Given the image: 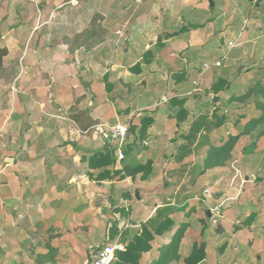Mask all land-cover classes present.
I'll return each instance as SVG.
<instances>
[{
	"label": "crops",
	"instance_id": "obj_1",
	"mask_svg": "<svg viewBox=\"0 0 264 264\" xmlns=\"http://www.w3.org/2000/svg\"><path fill=\"white\" fill-rule=\"evenodd\" d=\"M10 1L17 4L21 0ZM24 1H26L25 11L15 9L16 18L20 16L19 12L23 13V20L28 23L24 32L20 25L21 17L15 23L18 27L17 34L24 33V39L21 41L14 34L13 46L8 47L9 58L6 64L9 67L8 79L11 84L17 85L18 92H12L14 108L11 111L13 112L8 114L6 122L3 118L0 126L1 129L7 124L9 130L6 167H10L9 170L0 168V187L6 183H11L10 185L17 189L23 187L28 194L27 199H30V195L34 192L47 193L48 188L52 187L58 191L59 196L57 195L53 200L50 199L49 203L62 207H64L62 204L68 201L61 196L63 193H69V203L78 202L77 199L81 197L88 223L91 222L94 225L88 232L89 242H113L118 240V236L116 239H110L106 235L101 240H97V235H101V231L98 230L101 225L94 215L97 213L104 217L108 224L114 222L120 231L125 228L133 230L134 227L139 226V223L144 222L155 210V195L165 190L156 188L154 165L159 155H155V146L184 143L183 134H179L183 133L186 127L187 131L184 134L187 133L192 121L214 111L215 106L209 108L211 105L208 99L209 95L213 99L214 94L208 93L205 89L215 82V75L204 76L196 84L193 80L195 87L188 89L189 74L182 75L175 81L172 74L177 67L182 66L194 56H203L207 40L215 36L214 32H217L219 36L234 35V38H230L228 42L236 41L235 47L240 44L243 49H255L257 45H260L259 48H264V0H219L220 2L213 0L212 6L217 9L212 13L213 19L208 10L211 5L205 2L206 0H119L117 3L116 0L113 1L116 5L107 11L96 9L95 12L101 14H98L101 17V24L97 25L96 31L93 30L94 35L86 39L88 36L86 34L85 37L80 38L85 40L78 42V45L74 47H72V39L87 28L91 18H95L97 14L91 15L93 11L81 14L71 26V31L64 35L61 28H48L49 21L62 14L63 4L66 2L76 4L78 0H43L47 9L41 6L39 0ZM17 5L21 9V5ZM34 8L36 18L31 17ZM238 18L243 20L242 27L236 24ZM43 27L48 29L43 31L44 35H41L40 40L32 43L31 37ZM205 28L210 29L206 34H210L211 30L214 32L205 37L203 32ZM213 47L216 48V45L214 44ZM241 60L242 58L238 56L234 60L222 61L216 69L227 72L236 65L239 69ZM205 62L209 61L204 60L203 64ZM181 69L186 72L187 66L177 70ZM237 69L233 75L234 83L242 85L244 91L245 84L236 80L243 71ZM203 71L204 69L201 68L199 74L207 72ZM231 90L227 87L225 91L221 90L218 93L220 97L215 102L216 106L218 104L223 106L221 97L235 93ZM78 96H82L77 105L78 109H86L89 116L96 122L88 133H81L78 126L68 117V108ZM173 100H179V102ZM225 101L231 108L238 106L240 109L246 108L249 111L244 104L228 103L227 99ZM180 106L186 110V115L182 119L177 118ZM230 115L233 116H228L227 119L237 118V112ZM145 116L150 117L151 123L142 135L139 128ZM23 117L25 121L22 120ZM242 120L244 118H240L238 123H229V127L232 129L233 126L236 129ZM116 123H124L129 128L126 145L129 151L125 153V158L121 162L115 161L109 168L111 174L113 170H121L123 176L119 177L120 173H115L112 178L97 181L95 177L99 169H90L83 158L87 159L93 151L111 145L102 138L100 130L105 129L104 124ZM223 126L216 128L215 134L219 132L218 129L223 130ZM21 129L24 148L18 152L17 136H21ZM262 131L264 132V129L258 131L255 139ZM144 143L150 145V148L139 149L138 145L144 146ZM47 156L50 157L47 158ZM160 157L163 159V155ZM21 161L28 162L30 169L26 166V169L11 170V167L21 165ZM232 162V160L229 162L231 167ZM125 165H129L130 168L139 165H149V167L127 173L123 169ZM233 167L237 169L238 174L228 167V163L221 167L207 169L196 177L194 186L210 185L214 191L222 189L223 193L215 194L217 199L212 201L209 198L205 201L212 204L225 202V207L230 210L228 215L231 214L241 221L249 214L245 212L246 209L241 211L238 207L244 192L239 194L229 189L233 192L228 194L226 189L228 185L239 186L240 175H244V182L249 180V175L244 173L243 166L238 162H235ZM22 170H25L24 174L20 173ZM91 173L92 176H90ZM4 176L11 178L12 182H5ZM65 176L68 177L67 180H64ZM63 183H66V186ZM136 191L140 199L136 198ZM73 198L76 200H72ZM188 199L182 206L176 205V202L172 203L176 207H181L180 210L185 209L186 216L200 203L197 201L188 204L186 202ZM160 203H156V206ZM130 212L131 214H128ZM254 212H257V215L248 226L253 231L252 234L264 238V227L260 229L261 226H259L260 224L264 226L263 210L256 208ZM86 216L81 219H85ZM65 219L63 217L37 218L36 220L29 218L25 223L31 226L35 223L39 224L41 226L38 228L39 233L46 237L37 234L38 238L21 251L18 240L11 237L14 236L13 234L10 235L8 238L13 241L11 245L15 244L22 252L20 255L15 252L16 258L13 264H74V262L86 264L90 257L85 259L80 257L82 262L80 263L79 252H75L72 245H69L72 249L71 256L67 259L63 257L56 243L64 236L57 234L58 231L51 230L50 232H55L52 237L53 233L50 236L43 233L45 231L42 228L43 225L66 224ZM186 221L189 225L179 246L182 262L172 261L169 264H184V259L191 254L194 246L200 244H204L205 253L200 262H204L207 258L206 242L201 240V236L200 238L194 236L193 240L190 238L191 228L196 226L195 219L189 218ZM127 222L130 228L127 227ZM132 222H135V225H132ZM198 232L202 234L201 226ZM170 234L169 232L159 241L168 239ZM159 241L152 242V248L142 254L139 264L151 263L158 254ZM121 243L125 245L124 242ZM49 245L55 248L53 252L50 251L54 261L43 259V256L49 254L47 253Z\"/></svg>",
	"mask_w": 264,
	"mask_h": 264
},
{
	"label": "rangeland",
	"instance_id": "obj_2",
	"mask_svg": "<svg viewBox=\"0 0 264 264\" xmlns=\"http://www.w3.org/2000/svg\"><path fill=\"white\" fill-rule=\"evenodd\" d=\"M113 1L115 2L116 0H78L76 4L66 2L61 6L62 14H60V16L57 18L51 19L49 21L48 28H52V29L61 28V32H63L64 35H67L69 31H71V26L75 24V22L77 21V19H79V16L81 14L93 11L94 13H92L91 15L97 14L94 18L96 19L95 20L96 22L95 31H96L97 25L101 24V17H99V15L101 14L95 12L96 9L97 10L104 9L105 11H107L110 7L116 5V3L119 0H117L115 4ZM212 1L213 0H211V2ZM217 1L220 2L219 0ZM20 2H18L17 4L21 5V9L14 1L0 0V46H6L7 48V55L3 58V66L0 69V126L1 123L3 122V118L6 119L5 120L6 122L8 114L10 112H13L11 111L12 108H14L13 100L11 99L12 92L13 91L16 93L18 92L17 85L14 86V83L11 84V82L8 79L9 67L6 64L8 60L7 58H9L8 47L13 46L14 40L12 37L14 36V34L16 35L17 39H20L21 41L22 39H24L23 38L24 33L17 34L16 32L18 27L17 25H15V23L18 21L19 17H21L20 25H22L21 27L22 31L24 32L28 27V23L24 22L23 20V16H22L23 13L21 14L19 12L20 16H18L17 18L15 15L17 14V12L15 13L16 8L19 11H25L26 7L24 3H26V1L21 0ZM39 2L44 9H47L45 8L46 5L45 2L43 3V0H39ZM205 2L211 5L210 0H206ZM31 3L34 6V3L32 1ZM208 10L210 12L211 19H213L214 16H212L213 15L212 13L216 12L217 9L211 5L209 6ZM58 12H60V10ZM31 17L36 18L35 8L31 13ZM242 21L243 20L240 18L237 19L236 24H238V27L239 26L242 27ZM185 23L187 24L188 22L185 20ZM48 28L43 27L40 28L37 32H35L34 35L31 37L32 43H36L38 40H40L41 35H44L43 31ZM209 30L210 29L208 28L203 29V32L205 33L204 34L205 37L210 36L211 33L214 32L213 30H211L210 34H206L207 32H209ZM214 35H215L214 37L211 36L208 38L207 40L208 43L204 47L203 56H198V57L194 56L195 58L194 57L191 58L190 55L189 58L191 59L188 62H185L182 64V66L177 67V69H180L187 66L186 72L183 69L179 71L176 68L175 69L177 71L173 69V71L175 70L174 73L172 74L174 81L181 78L182 75L187 76V74H189L187 87L188 89H190L192 87H195L194 83H192L193 80L196 81L195 82L196 84L204 76H208L211 74V76L215 75L214 76L215 80H217L220 77L228 80V85L226 86L225 90L228 87L232 89L231 90L232 92L241 93L244 87L242 85L234 83L235 77L233 76L235 75L238 65H236L235 68L233 69L232 68L229 69L227 72H223L222 70L220 72L216 69L217 67L211 66L208 69L204 70L207 71L206 73L199 74L200 69L201 68L202 70L204 69L202 65L204 60L209 61L207 63H211L216 59H220L221 61L225 62V61L237 59L238 56L242 58V60L240 61L241 65H239V69H242L243 71L239 75V77L236 78V80L239 83H243L247 87V85L253 84L258 79L264 80V48H259L260 45H257L255 49H250V48L243 49L242 45L239 44L238 46L236 47L234 46L233 48L231 47L230 49L228 47V40L232 37L234 38V35L228 36L222 34L219 36L217 32H214ZM88 38H90V36L87 37L86 39ZM83 40H85V38L81 39V41ZM73 41L74 39H72V42ZM214 44L216 45V48L215 47L212 48ZM10 57L12 56L10 55ZM212 84L213 83H211V85ZM211 85L207 87L205 90L208 91V93L213 94V92L210 89ZM209 96L211 98V95ZM210 98H208L209 104L211 105L209 108H212L213 106L219 107V109H217V112L219 114L225 112L226 115L229 114L228 116H233L230 115V113L241 111L240 107L238 106L234 107L235 108L234 109L226 104L225 100L228 98V95H223L221 97L223 99L222 101L223 106H221L220 104L216 106L215 101H213L212 98L211 99ZM247 107L249 110L250 108L253 107V105L250 104V106L247 105ZM225 109L227 111H225ZM13 119L14 118H12V120ZM235 119L236 117H232V118L229 117V119L226 118L225 119L226 121L223 124L225 125V127L222 125L224 127L223 130L218 129L219 132L215 134V130H216L215 128L211 132L210 136H208V139H210V141H214L215 144H218L221 138L226 137L228 133H233V131H235V128L231 125L232 126L231 129V127H229L230 126L229 123L232 124ZM22 120L25 121L24 117ZM5 125H6L5 127H1L0 129V168H6L9 170L10 167H6V164L8 163V160L6 159L8 157L7 153H9L7 147V143L9 142L8 141L9 130L7 129L8 128L7 124ZM186 129L183 131V133H180L179 135L184 134V132L187 131ZM262 129H264V124L258 126L254 130V132H252L250 135L242 136L238 140L232 153L233 165L235 162L241 164L245 170L244 173L249 175L248 178L249 181L246 182H251V183L248 184L246 182H243L244 175L242 174L240 175V177H238L240 184L239 186L234 184V186L231 187L230 185H228V189H226L228 191L227 192L228 194H231L233 191L234 193H239V194L244 192L243 197H245V199L241 197V199L239 200L240 202H238L239 204L238 207L241 211L242 209H246L245 212L249 214L254 212L256 208L262 209L263 210L262 214H264V134H259L257 139H255L258 131ZM10 130H12L11 126H10ZM20 135L21 136H17V146L19 148L17 150L18 152L21 151V149L23 150L24 148L23 145L24 140L22 139L23 136L22 129L20 130ZM184 140L185 142L181 144H185L187 142L186 139ZM109 144H111L110 148L114 149L115 145L112 143ZM179 145L180 144L178 145L164 144V145L155 146V155H159L158 160H155V165H154L155 181H157L156 188L165 189L163 193H159L155 195V207L157 205L156 203L158 202L160 203L164 199L170 200L174 204L176 202V205H180V206L183 205V202L187 198H189L186 201L188 204L189 203L193 204V202H197V201L200 202L198 207L193 212L189 211L188 216H186L187 213L185 209L179 210L177 212L175 211L173 216L176 222L180 220L186 221V219L189 218L195 219L196 226H194L193 229L191 228L190 238L191 240H193L192 238L194 236H197V238H200L201 236V240L206 242V250H207L206 260L204 262L199 261L200 263L198 262L196 264H264V246H262V244L264 243V238L257 234L256 235L252 234L253 231L251 230L250 226H248L249 220L248 221L246 220L247 216L245 219H242L244 221L243 222L242 220L238 221L231 214H230L231 216L228 215V212L230 210L229 208L225 207L224 205L225 202L221 206V210H220L221 216L219 217L211 216V215L209 217L207 216L206 210H209L208 207L216 203L213 204L208 203L205 200H208L209 198L212 201L214 199H217L215 194L217 192L223 193V190L215 189L214 191L210 185L203 187L201 186V184H198L194 186L195 179L197 177L196 175L194 176V182H192L193 174L195 170L193 171L192 174L191 168L193 165H196L198 162H200L199 158L203 157V154L205 153V147L198 149L195 154L186 156L181 161H177L175 155L173 156L172 154L177 152V148ZM144 146L141 144L138 145L139 149L147 150L150 148V145H147L145 143ZM49 151L52 150L49 149ZM160 155H163V159L160 157ZM48 157L50 156H47V158ZM20 163L21 165H15L11 167V170L26 169V166L27 169H30L29 167H31L30 164H27L28 162L24 163L23 161H21ZM233 165L231 167L228 163V167H230V169H234ZM145 167L147 168L149 167V165L148 166L146 165ZM24 171L25 170H22L20 173L24 174ZM235 171L238 174L237 169ZM67 179L68 177L65 176L64 180ZM4 181L12 182L11 178L5 176H4ZM10 184L6 183L5 185H1L0 187L1 188L0 189L1 190L0 191V261L2 260L0 264H13L16 258L15 252L17 253V255L22 254L21 251L24 250V247L26 248L28 245L30 246L31 242H34V240L38 238L37 234H39V236L42 235L41 232L39 233L38 231V228L41 227L39 224L37 225L35 223L31 226L25 223L29 218H34L35 220L37 218H48V219L49 218L56 219L61 217L66 218L65 219L66 224L61 225V224L49 223L48 225H43L42 228L45 229L43 233L46 235L48 234L50 236L53 233L50 231L56 230V232L58 231L57 234L60 235L62 234L64 236L58 239V242L56 244L59 246L58 249L61 250L63 257L65 256L66 259L67 257L69 258L72 254V249L69 247V245H72L75 252L77 253L79 252L78 258L80 263H82L80 261L81 260L80 257L82 259H85L86 257L89 258L88 246L93 242L92 241L89 242L90 234H88V232H90L89 230L93 228L94 225H92L91 222L88 223L89 220H87V216L84 213L85 207H83L84 203H82L81 197L77 199L79 200L78 202L73 201L72 203H69L68 202L70 199L69 193L65 192V194L63 193L61 196H64L66 198L65 200L68 201L62 204L64 205V207L56 206L54 203H49L50 199L53 200L55 197H57V195L59 196V194H57L58 191L54 190V188L52 187L48 188L47 193L38 194L34 192V194L31 195L29 194L30 199H27L28 194L27 192H25L23 187L17 189V188H13ZM63 184H65L64 186H66V183ZM206 187H209L211 191V194L207 197L204 196L203 194V190ZM229 189H233V191H229ZM80 194H78V196H80ZM72 200H76V199L73 198ZM260 212H258V214H261ZM128 214H131V212ZM255 215H257V212L252 213V220ZM84 216H86V218L81 219ZM94 217L96 218L97 222L100 221V225H101V227L98 229L99 232L101 231L100 232L101 235H97V240L99 241L103 238V236L107 235L109 225L105 221L104 217L97 215V213L94 215ZM30 222H32V220H30ZM111 224L112 226H115L114 222H111ZM126 225L128 227L130 224L127 222ZM132 225H135V222H133ZM29 226L30 228H28ZM200 226L201 229H203L202 234L198 232ZM259 226H261L260 229L264 227L262 226V224H260ZM134 228H138V226ZM12 234L14 236L11 237L16 238L18 240L19 243L18 247L21 251L15 246V244L11 245L13 241L10 240L8 237H10V235ZM54 234L55 232L53 233V235H51V237L54 236ZM42 236L46 237L45 235ZM257 256L259 257L257 258ZM21 260L23 261V258H21Z\"/></svg>",
	"mask_w": 264,
	"mask_h": 264
},
{
	"label": "trees",
	"instance_id": "obj_3",
	"mask_svg": "<svg viewBox=\"0 0 264 264\" xmlns=\"http://www.w3.org/2000/svg\"><path fill=\"white\" fill-rule=\"evenodd\" d=\"M96 19L94 17L89 21V28L83 29L72 42V47L77 46L78 42H81V37L92 36L95 34ZM7 55L6 46H0V69L3 66V58ZM228 85V80L225 78H218L213 82L211 90L213 92V101L219 99L218 93L221 90H225ZM82 99V96L75 98L74 102L68 108V117L78 126L81 133H88L90 128L96 124V122L89 116L86 109H78L77 105ZM181 100V99H180ZM179 102V100H173ZM228 103H240L245 107L252 104L253 107L247 111L246 108L237 112V118L233 121L238 123L240 118H244L239 126L233 131L228 133L224 138H221L218 144L210 141L208 136L211 132L225 123L227 115L225 112L218 113L215 107L211 114L200 116L198 119L191 122L189 130L182 136L186 139L185 144H180L177 148V152L174 153L177 161H181L184 157L195 154L198 149L205 147V153L200 162L193 165L191 173L193 174L192 182H194V176H198L204 173L207 169L221 167L226 165L232 160V152L235 148L238 140L244 136L251 134L259 125L264 124V80L258 79L253 84L247 85L245 90L241 93H231L227 98ZM181 105V104H180ZM245 110V111H244ZM177 118L182 119L186 115V110L182 106L179 107L177 112ZM151 123L149 116L142 118V124L139 128L142 135L145 133L146 128ZM261 134H264L262 132ZM127 146L124 152H128ZM87 161L90 169H99L96 174L97 181L112 178L117 173L119 177H122L121 170H113L110 173L111 166L116 161L115 151L110 148L109 145L101 147L98 150L93 151L88 158H83ZM128 173L129 171L136 172V170H145V166L139 165L134 168H130L129 165L123 167ZM92 176V173L90 174ZM181 207H176L172 204V201L164 199L155 207L154 212L144 221L139 223L138 228L130 230L125 228L119 230L117 226H111L108 228V237L110 239H116L124 242V249L116 253V257L111 264H139L142 259V254L149 251L152 248L153 241H159L163 239L169 232L171 233L166 240L159 241L158 254L152 259L150 264H169L172 261L180 262L182 257L179 253L180 242L188 228V222L180 220L178 222L174 219L175 211H179ZM250 224L252 221V213L246 218ZM245 220V222H246ZM244 222V221H243ZM54 247L49 245L48 252L54 251ZM47 254L43 256V259L54 261L53 254ZM204 244L194 246L191 254L184 259V264H196L204 258ZM49 255V256H48ZM182 262V261H181ZM183 264V263H182Z\"/></svg>",
	"mask_w": 264,
	"mask_h": 264
},
{
	"label": "built area",
	"instance_id": "obj_4",
	"mask_svg": "<svg viewBox=\"0 0 264 264\" xmlns=\"http://www.w3.org/2000/svg\"><path fill=\"white\" fill-rule=\"evenodd\" d=\"M236 42H228V47L231 48L235 45ZM222 64L220 59H216L211 63L205 62L203 68L208 69L211 66L218 67ZM105 127L100 130L102 138L115 145L114 151L116 156L117 163L121 162L125 158L124 149L127 145V136L129 134V128L124 123H116L113 125H103ZM102 127V125H100ZM249 181V180H247ZM244 182V181H243ZM204 196H209L211 194L210 188L206 187L203 190ZM223 202H219L209 206V213L211 216L219 217L221 216V206ZM109 227L112 224H108ZM124 244L118 240L113 242H100V243H91L88 246L90 260L86 264H111L118 251L123 250Z\"/></svg>",
	"mask_w": 264,
	"mask_h": 264
},
{
	"label": "water",
	"instance_id": "obj_5",
	"mask_svg": "<svg viewBox=\"0 0 264 264\" xmlns=\"http://www.w3.org/2000/svg\"><path fill=\"white\" fill-rule=\"evenodd\" d=\"M210 2H211V0H210ZM211 5H213V2H211ZM135 195H136L137 199H140V195H139V193L137 191H136ZM206 214H207L208 217L210 216L209 210H206Z\"/></svg>",
	"mask_w": 264,
	"mask_h": 264
}]
</instances>
